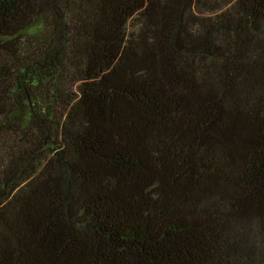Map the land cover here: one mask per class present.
Returning <instances> with one entry per match:
<instances>
[{
    "label": "trees",
    "instance_id": "1",
    "mask_svg": "<svg viewBox=\"0 0 264 264\" xmlns=\"http://www.w3.org/2000/svg\"><path fill=\"white\" fill-rule=\"evenodd\" d=\"M0 264H264V0H0Z\"/></svg>",
    "mask_w": 264,
    "mask_h": 264
}]
</instances>
